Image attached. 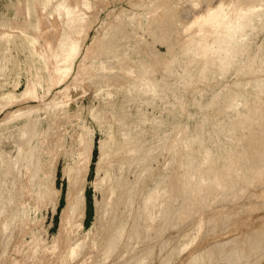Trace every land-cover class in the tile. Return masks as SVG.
I'll return each mask as SVG.
<instances>
[{
    "label": "rangeland",
    "instance_id": "rangeland-1",
    "mask_svg": "<svg viewBox=\"0 0 264 264\" xmlns=\"http://www.w3.org/2000/svg\"><path fill=\"white\" fill-rule=\"evenodd\" d=\"M0 264H264V0H0Z\"/></svg>",
    "mask_w": 264,
    "mask_h": 264
},
{
    "label": "bare ground",
    "instance_id": "bare-ground-1",
    "mask_svg": "<svg viewBox=\"0 0 264 264\" xmlns=\"http://www.w3.org/2000/svg\"><path fill=\"white\" fill-rule=\"evenodd\" d=\"M228 1V0H227ZM195 7V6H194ZM215 7V6H214ZM230 7V6H229ZM260 8V7H259ZM193 9V8H192ZM260 10V9H259ZM244 11V10H243ZM247 12V11H246ZM67 13H68V11H67ZM67 13H66V16H67ZM241 13H243V12H241ZM69 15V14H68ZM240 15V14H239ZM241 15H243V14H241ZM248 15V14H247ZM71 16L72 15H70L69 17L71 18ZM215 16V15H214ZM68 17V16H67ZM73 17V16H72ZM195 17V16H194ZM68 18H66V20H67ZM243 19V18H242ZM70 20V19H69ZM69 20H67V21H69ZM240 20V19H239ZM245 20V19H244ZM243 21V20H242ZM232 22V21H231ZM230 22V23H231ZM228 23H229V20H228ZM69 24V23H68ZM226 24H227V22H226ZM229 25V24H228ZM239 25H241V24H239ZM239 25H237V26H239ZM242 25H244V24H242ZM236 26V25H235ZM225 27V26H224ZM231 27H232V25H231ZM240 27H242V26H240ZM239 27V28H240ZM229 28H230V25H229ZM237 28V27H236ZM232 29H234L233 27L231 28V30ZM227 30V29H226ZM206 31V30H205ZM233 31V30H232ZM242 31V30H241ZM227 32H228V30H227ZM237 32V31H236ZM208 33V32H207ZM209 34H212V33H209ZM206 35V34H205ZM208 35V34H207ZM210 36V35H209ZM220 36V35H219ZM219 36H218V38H219ZM231 37V36H230ZM221 38V37H220ZM232 38V37H231ZM230 38V39H231ZM244 38V37H243ZM240 39V38H239ZM242 39V38H241ZM235 40V39H234ZM245 40V39H244ZM198 41V40H197ZM217 41H219V40H217ZM228 41V40H227ZM194 42V41H193ZM238 42V41H237ZM193 45H194V43H192ZM204 44V43H203ZM226 44V43H225ZM228 44H229V42H228ZM242 44V43H241ZM205 45V44H204ZM221 45H222V43H221ZM224 45V44H223ZM195 46H196V44H195ZM201 46V45H200ZM199 46V47H200ZM190 47V46H189ZM228 47V46H227ZM235 47H236V45H235ZM197 48V47H196ZM216 48V47H215ZM188 49V48H187ZM186 49V50H187ZM200 49V48H199ZM201 49H203L202 47H201ZM226 49V48H225ZM224 49V50H225ZM234 49V48H233ZM205 50H206V48H205ZM242 50V49H241ZM181 51V50H180ZM202 51V50H201ZM207 51H208V49H207ZM200 52V51H199ZM211 52V51H210ZM195 54H198V53H196V52H194ZM205 53H206V51H205ZM186 54H187V52H186ZM194 54V55H195ZM203 54V53H202ZM230 54H231V52H230ZM182 56V55H181ZM200 56H201V54H200ZM206 57V56H205ZM225 59V58H224ZM223 61V60H222ZM197 63V62H196ZM238 72H240V70L238 71ZM236 75V74H235ZM239 83V82H238ZM151 84V83H150ZM151 86V85H150ZM188 89V88H187ZM184 92V91H183ZM220 92V91H219ZM185 94V93H184ZM213 100V99H212ZM215 101V100H214ZM211 102V101H210ZM172 106V105H171ZM173 108V107H172ZM199 109V108H198ZM204 109V108H203ZM199 111V110H198ZM38 113V112H37ZM22 118V117H21ZM192 119V118H191ZM25 126V125H24ZM32 127V126H31ZM125 138H126V136H125ZM21 139V138H20ZM23 141V140H22ZM29 141V140H28ZM31 141V140H30ZM256 143V142H255ZM22 145V144H21ZM26 145V144H25ZM20 147V146H19ZM162 148V147H161ZM163 149V148H162ZM27 150V149H26ZM30 150V149H29ZM169 150V149H168ZM260 151V150H259ZM163 153V152H162ZM242 155V154H241ZM10 158V157H9ZM253 158V157H252ZM203 159V158H202ZM6 160V159H5ZM31 164V163H30ZM211 164V163H210ZM214 164V163H213ZM180 165V164H179ZM185 166V165H184ZM216 166V165H215ZM222 170V169H221ZM19 174V173H18ZM195 174V173H194ZM199 175V174H198ZM209 175V174H208ZM31 180V179H30ZM33 180V179H32ZM75 180V179H74ZM72 182V181H71ZM70 182V183H71ZM83 182V181H82ZM80 183H81V181H80ZM78 184H79V182H78ZM50 185V184H49ZM72 185V184H71ZM75 185H76V183H75ZM74 185V186H75ZM82 185V184H81ZM73 186V185H72ZM249 186V185H248ZM70 188V187H69ZM74 188V187H73ZM79 188H80V186H79ZM78 188V189H79ZM83 188V187H82ZM31 189V188H30ZM71 189H72V187H71ZM209 189V188H208ZM51 190V189H50ZM72 190H74V189H72ZM76 190H77V188H76ZM79 191H80V189H79ZM29 192V191H28ZM73 192V191H72ZM74 192H75V190H74ZM83 192V191H82ZM74 194V193H73ZM75 195V194H74ZM79 196V195H78ZM151 196V195H150ZM76 197V196H75ZM80 197V196H79ZM131 197V196H130ZM72 198V197H71ZM27 199V198H26ZM70 199V198H69ZM150 199V198H149ZM81 200V199H80ZM83 200V199H82ZM71 201V200H70ZM69 201V202H70ZM75 202V201H74ZM66 203V202H65ZM72 204H73V202H71ZM77 204V203H76ZM67 205V204H66ZM75 205V204H74ZM79 205V204H78ZM77 205V206H78ZM74 207V206H73ZM197 207V206H196ZM67 208V207H66ZM75 208H77V207H75ZM78 208H79V206H78ZM84 209V208H83ZM139 209V208H138ZM82 210V209H81ZM65 211V210H64ZM204 211V210H203ZM76 213V212H75ZM75 213H73V217L74 216H77V215H74ZM70 214H72V213H70ZM66 215V214H65ZM61 217V216H60ZM63 217V216H62ZM71 217V216H70ZM69 218V217H68ZM205 218V217H204ZM63 219V218H62ZM76 219V218H75ZM72 220V219H71ZM74 220V219H73ZM61 222V221H60ZM62 223V222H61ZM73 223V222H72ZM79 224H80V222H78ZM63 225V224H62ZM69 225H70V223H69ZM62 230V229H61Z\"/></svg>",
    "mask_w": 264,
    "mask_h": 264
},
{
    "label": "trees",
    "instance_id": "trees-1",
    "mask_svg": "<svg viewBox=\"0 0 264 264\" xmlns=\"http://www.w3.org/2000/svg\"><path fill=\"white\" fill-rule=\"evenodd\" d=\"M61 204H62V201H61ZM88 209H90V207H88Z\"/></svg>",
    "mask_w": 264,
    "mask_h": 264
}]
</instances>
